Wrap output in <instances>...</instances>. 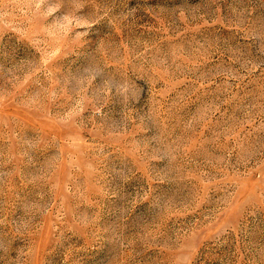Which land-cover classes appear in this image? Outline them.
Instances as JSON below:
<instances>
[{"label": "rangeland", "instance_id": "374dc122", "mask_svg": "<svg viewBox=\"0 0 264 264\" xmlns=\"http://www.w3.org/2000/svg\"><path fill=\"white\" fill-rule=\"evenodd\" d=\"M0 264H264V0H0Z\"/></svg>", "mask_w": 264, "mask_h": 264}]
</instances>
